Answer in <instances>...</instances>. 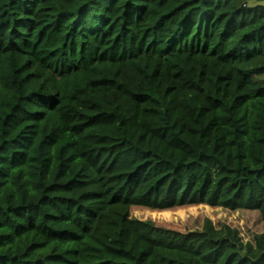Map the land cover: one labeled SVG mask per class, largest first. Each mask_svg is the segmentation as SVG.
<instances>
[{"label":"trees","instance_id":"trees-1","mask_svg":"<svg viewBox=\"0 0 264 264\" xmlns=\"http://www.w3.org/2000/svg\"><path fill=\"white\" fill-rule=\"evenodd\" d=\"M0 0V264H264V7ZM263 2L264 0H258Z\"/></svg>","mask_w":264,"mask_h":264},{"label":"rangeland","instance_id":"rangeland-1","mask_svg":"<svg viewBox=\"0 0 264 264\" xmlns=\"http://www.w3.org/2000/svg\"><path fill=\"white\" fill-rule=\"evenodd\" d=\"M134 214L139 219L153 220L160 226L180 232L198 230L202 227L205 219H210L216 226L228 224L237 228L244 242H253L254 235L264 234V223H262L259 214L253 211H217L198 206L174 210L169 213L137 211Z\"/></svg>","mask_w":264,"mask_h":264},{"label":"water","instance_id":"water-1","mask_svg":"<svg viewBox=\"0 0 264 264\" xmlns=\"http://www.w3.org/2000/svg\"><path fill=\"white\" fill-rule=\"evenodd\" d=\"M258 7H264V1L259 2L258 0H250L248 1V8L249 9H256Z\"/></svg>","mask_w":264,"mask_h":264}]
</instances>
